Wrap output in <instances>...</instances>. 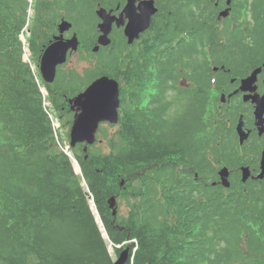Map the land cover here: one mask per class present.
<instances>
[{"label": "trees", "instance_id": "trees-1", "mask_svg": "<svg viewBox=\"0 0 264 264\" xmlns=\"http://www.w3.org/2000/svg\"><path fill=\"white\" fill-rule=\"evenodd\" d=\"M195 1L199 7L184 14L177 7L176 24H166L158 41L126 56L99 53L96 71L63 72L44 84L45 96L22 56L29 1L0 0V264H110L91 196L114 243L137 240L132 264H264V191L212 184L218 166L240 163L232 113L214 99L227 73L213 66L238 74L251 47L234 37L239 29L215 25L208 2ZM70 2L80 0L35 1V61L58 13H83ZM251 5L258 19L264 3ZM102 74L120 81L121 121L104 131L109 151L95 145L85 159L82 147L73 150L76 174L44 103L71 119L68 98ZM114 194L128 207L115 223Z\"/></svg>", "mask_w": 264, "mask_h": 264}, {"label": "water", "instance_id": "water-1", "mask_svg": "<svg viewBox=\"0 0 264 264\" xmlns=\"http://www.w3.org/2000/svg\"><path fill=\"white\" fill-rule=\"evenodd\" d=\"M136 0H130V5L127 8V13L132 18V23L128 26L126 32L130 36V41L138 35L139 31H143L150 22L151 14L155 11L150 4L152 1L140 2L138 13L133 8V3ZM230 3V0L228 1ZM153 6V5H152ZM230 10L225 9L220 13V17L229 15ZM99 16L103 19L100 24L102 35L99 38L100 44L108 45L110 39L108 34L111 28L112 18L105 11V9L98 10ZM142 21H145L142 24ZM72 27V23L63 20L60 24L59 36H55V40L46 48L41 58V69L43 77L48 82H53L57 74V66L66 62L69 50H77L79 47V39L75 34L71 39L64 38V32ZM99 46L94 48L98 51ZM260 69L255 70L249 77L243 80L242 88L244 90L255 88L252 84L257 79V74ZM120 91L119 83L117 80L111 79L108 76H103L96 79L91 85L77 97L72 99L73 110L76 111L75 121L71 131L72 145L76 146L79 142H87L93 144L96 139V132L99 123L104 120L111 121L112 123L118 122V108L120 106ZM254 101L258 104L261 112L264 110V96H253ZM88 146L85 147L87 150ZM243 180L246 181L251 175L249 167H242ZM230 171L227 167H223L219 171L221 176V183L225 186H230L229 181ZM260 177H264V156L262 160V173ZM124 183V182H123ZM110 207L113 209V214L117 215V201L116 197L109 199ZM130 245H128L120 254L118 260L112 264H126L129 259Z\"/></svg>", "mask_w": 264, "mask_h": 264}, {"label": "flooded vegetation", "instance_id": "flooded-vegetation-1", "mask_svg": "<svg viewBox=\"0 0 264 264\" xmlns=\"http://www.w3.org/2000/svg\"><path fill=\"white\" fill-rule=\"evenodd\" d=\"M155 3V6L158 7V13H156L152 18V25L151 27L146 30L144 33L140 35L138 39L134 41V43L129 44L128 43V37L125 35V28L128 25L130 18L128 15L124 12L125 6L128 3V0H90L91 4L94 6L95 10L97 9L98 5L101 4L102 7H104L108 12L111 13V16L113 17V23H112V29L110 33V37L112 39V46L113 47H119V46H144L145 41L144 37L148 34V32L151 29H155L158 24V20L160 18L161 10L165 5L170 3L173 6H175L176 0H153ZM139 3L140 0L137 1L135 7L138 9L139 12ZM215 6L216 2L214 3ZM227 5L225 3V0H222L219 2L218 5V11L226 8ZM167 12H172L171 10H168ZM100 20L98 19L96 23V31L94 35V44L97 42L98 36L100 34L98 30V23ZM70 34H66V37H69ZM262 67L263 70L259 74V78L257 81L256 88L254 90H248V91H242L239 89L241 85V79L243 77H240L238 81H233L232 78L229 83H226L225 86L228 88L229 93H226L228 98L224 102L223 106L227 110H231L233 112V134L235 136V141L238 142L241 145L242 150V158L244 160L252 161L250 163H247L251 167L253 178L249 180H258L262 181L264 184V179L255 178L261 170H260V162L262 159V153L264 150V132L261 133L260 129L258 127V123L255 116V104L252 102V100H245L244 97L246 95H253V94H259L261 96L264 95V58L258 61V64L255 66ZM249 75V74H248ZM246 77V76H245ZM235 91H238L234 94L233 97H229L230 94L234 93ZM264 117V116H263ZM240 120H243V128L248 133V137L245 139L243 145L240 143V136L237 132V126L240 123ZM262 127V126H261ZM236 171L231 173V180L234 178V175L236 173L235 178L237 180L241 179V172L238 169H235Z\"/></svg>", "mask_w": 264, "mask_h": 264}, {"label": "rangeland", "instance_id": "rangeland-1", "mask_svg": "<svg viewBox=\"0 0 264 264\" xmlns=\"http://www.w3.org/2000/svg\"><path fill=\"white\" fill-rule=\"evenodd\" d=\"M252 0H250L251 2ZM261 2L264 3V0H256V3ZM89 4L87 0H80V3L77 4H70L69 8L71 10L78 9L79 11H82L83 13H79L76 18H74L75 25L77 29L82 30L86 28L87 26L92 29V24L95 23L96 17L91 12H88ZM254 11L252 9V5H248L247 7H244L241 9V11L238 13V15L233 18L229 17L230 19V25L236 24L237 28L241 31V33L235 34V38L243 35L244 40L248 46L251 47L256 54L264 55V12L259 16L258 19L255 18ZM225 25V24H221ZM83 37L85 36L82 35ZM97 56H95L92 52L87 51L84 49L82 52H76L74 53L67 64L63 67L65 71L69 70H75L78 73L82 75H86V71H96L97 69ZM243 71H246V69H243ZM221 97V93L215 92L214 99L216 102H219ZM72 123H68L66 127L60 131L62 134L63 139L66 140V142H70V129H71ZM109 126V133L114 132L115 128L114 126ZM102 138V137H101ZM104 142L101 143L104 149L105 147V137H103ZM67 146V145H66ZM78 165V164H76ZM77 168V167H76ZM79 169V168H77ZM127 211V207L121 206L120 213H124ZM109 251L115 258L116 252L112 248L111 245H109Z\"/></svg>", "mask_w": 264, "mask_h": 264}, {"label": "bare ground", "instance_id": "bare-ground-1", "mask_svg": "<svg viewBox=\"0 0 264 264\" xmlns=\"http://www.w3.org/2000/svg\"><path fill=\"white\" fill-rule=\"evenodd\" d=\"M227 9L231 10V8H230V7H227ZM76 167H77V168H79V166H78V165H76Z\"/></svg>", "mask_w": 264, "mask_h": 264}]
</instances>
